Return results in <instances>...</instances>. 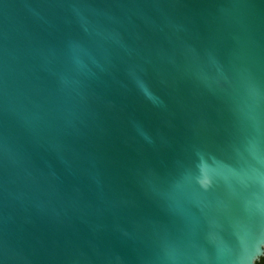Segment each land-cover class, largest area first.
Segmentation results:
<instances>
[{
    "label": "water",
    "instance_id": "water-1",
    "mask_svg": "<svg viewBox=\"0 0 264 264\" xmlns=\"http://www.w3.org/2000/svg\"><path fill=\"white\" fill-rule=\"evenodd\" d=\"M262 207L264 0H0V264H256Z\"/></svg>",
    "mask_w": 264,
    "mask_h": 264
},
{
    "label": "snow or ice",
    "instance_id": "snow-or-ice-1",
    "mask_svg": "<svg viewBox=\"0 0 264 264\" xmlns=\"http://www.w3.org/2000/svg\"><path fill=\"white\" fill-rule=\"evenodd\" d=\"M213 183V179L209 175H203L199 178V184L202 190L208 191ZM218 206L221 207L222 210L227 214L229 211L228 205H226L223 201L218 202ZM250 219L254 217V213H252V210L249 209ZM260 219L264 220V207L259 209ZM262 227H264V224H261Z\"/></svg>",
    "mask_w": 264,
    "mask_h": 264
},
{
    "label": "clouds",
    "instance_id": "clouds-1",
    "mask_svg": "<svg viewBox=\"0 0 264 264\" xmlns=\"http://www.w3.org/2000/svg\"><path fill=\"white\" fill-rule=\"evenodd\" d=\"M191 191H193V192H197V193H199L200 195L205 196V197H206L208 194L213 193V192H211V191H204V190H202L201 187H200L197 183H194V185H191Z\"/></svg>",
    "mask_w": 264,
    "mask_h": 264
},
{
    "label": "trees",
    "instance_id": "trees-1",
    "mask_svg": "<svg viewBox=\"0 0 264 264\" xmlns=\"http://www.w3.org/2000/svg\"><path fill=\"white\" fill-rule=\"evenodd\" d=\"M256 264H264V256L260 258V260Z\"/></svg>",
    "mask_w": 264,
    "mask_h": 264
}]
</instances>
